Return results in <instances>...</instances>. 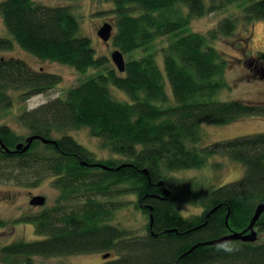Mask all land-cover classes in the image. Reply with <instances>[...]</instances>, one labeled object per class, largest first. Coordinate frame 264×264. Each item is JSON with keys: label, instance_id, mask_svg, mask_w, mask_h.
I'll return each instance as SVG.
<instances>
[{"label": "trees", "instance_id": "obj_1", "mask_svg": "<svg viewBox=\"0 0 264 264\" xmlns=\"http://www.w3.org/2000/svg\"><path fill=\"white\" fill-rule=\"evenodd\" d=\"M235 1L241 0H111L108 11L115 30L110 38L116 49L130 55L124 71L110 67L91 74L62 95L18 114L29 135L55 139L56 144L34 139L28 149L13 152L0 145L1 181L35 187L52 178L59 191L52 206L11 222L12 227L14 222L33 224L40 238L5 243L0 238V264H48L37 257L110 250L116 256L101 264H264V212L254 225L262 238L200 244L244 229L256 205L264 201V131L196 145L203 122L223 125L243 116L264 115V104L213 98L228 86L223 75L229 61L211 41L231 35L235 22L224 18L206 34L186 30L193 18ZM244 12L247 21L264 20V0L249 2ZM0 16L8 33L0 36V50L16 44L39 59L69 65L79 73L105 68L106 57L96 55L89 37L79 33L78 19L68 5L0 0ZM162 37L167 40L157 52L154 43ZM245 55L246 66L257 62L255 70L249 66L250 74L264 79V60ZM59 80L58 74L31 68L20 57L0 56V109L11 103L9 91H19L25 100L50 90ZM110 85L125 98H116ZM78 128H87L103 148L123 160L93 158L68 134ZM26 137L0 124V139L9 149L25 143ZM215 155L243 164V175L206 186L194 177L172 174L203 166ZM120 184L134 186L136 206L147 213L143 236L110 223L115 203L100 197H112L111 187ZM162 187L169 189L167 197ZM181 202L201 203L203 210L183 216L177 209ZM5 224L0 218V226Z\"/></svg>", "mask_w": 264, "mask_h": 264}, {"label": "rangeland", "instance_id": "obj_2", "mask_svg": "<svg viewBox=\"0 0 264 264\" xmlns=\"http://www.w3.org/2000/svg\"><path fill=\"white\" fill-rule=\"evenodd\" d=\"M47 5H68L72 13L79 22V33L89 37L95 54L105 56L107 61L105 68H89L85 73H79L69 65L56 61L43 60L24 51L19 45H14L11 50H0V56H14L22 58L31 68L42 69L56 73L60 80L50 90L36 94L25 100L21 99L19 91H9L11 103L0 109V124H6L16 134L21 137L29 135V130L18 122L17 116L26 109H31L56 96L62 95L67 89L83 81L91 74L104 72L108 68H116L111 60V53L116 47L111 38L108 41L102 40L98 34V29L104 22L112 24L114 32V18L108 11L112 7L111 0H34ZM208 0H206L207 2ZM253 0L235 1L231 4L207 12L202 16L193 18L186 30L188 32H198L206 34L214 28L219 21L230 18L235 22V30L229 36H222L211 41V44L229 63L224 72V79L228 86L222 87L213 96L216 100L228 101L239 99L252 103L264 104V79L259 74H250L249 66L255 70L257 65L246 66L244 64L245 52L256 61H262L260 53H264V20L245 19L244 7ZM8 33L0 16V36ZM166 37L159 38L154 47L158 50L166 42ZM124 59L130 57L123 54ZM157 60L161 64V56L157 55ZM111 93L119 99L125 98V93L110 85ZM264 131V115H248L238 118L228 124L218 125L211 122H203L201 126V138L196 142L197 146H204L208 143L222 139H228L240 135L251 134ZM68 134L72 135L80 144L85 146L96 160H123L124 156L110 152L101 146L100 140L89 134L87 128L71 129ZM55 137V135H53ZM22 142V141H21ZM245 166L240 162L233 161L221 155H215L208 159V162L200 167L186 168L174 171L172 174L179 178L194 177L206 186H220L230 181L240 178L244 173ZM52 178H46L35 187L16 185L14 182L0 180V218L7 224L0 226V238L2 243L15 239L35 240L40 235L35 233L33 224L28 222H11L22 214L37 212L55 204L58 196V189L51 184ZM132 185H115L111 187L114 195L112 197H100L101 200L115 203L112 210L110 223L120 226L133 236H143L146 232L148 222L147 213H143L137 206L136 195L132 192ZM116 191L119 193L115 194ZM33 195H43L46 200L43 205H31L29 200ZM81 203L82 201H77ZM76 202V204H78ZM75 204L74 201H68ZM82 204V203H81ZM112 206V204H110ZM177 209L183 216H192L201 213L203 205L191 202H181ZM264 237V235L262 236ZM260 236V238H262ZM259 238V236H258ZM259 238V239H260ZM107 258L102 254L108 253ZM100 251L88 254H71L49 257H37L38 260L48 264H101L107 259L115 257L114 250Z\"/></svg>", "mask_w": 264, "mask_h": 264}, {"label": "water", "instance_id": "obj_3", "mask_svg": "<svg viewBox=\"0 0 264 264\" xmlns=\"http://www.w3.org/2000/svg\"><path fill=\"white\" fill-rule=\"evenodd\" d=\"M97 34L102 40L108 41L109 38L112 36V24L109 22H104L102 24V26L98 29ZM111 60L120 72L124 71L125 59H124L123 53L120 50L115 49L112 51ZM34 139H39L43 143L56 144L55 139L44 138V137L37 135V134H31L25 138V143L24 142L17 143L15 145L14 149H9L8 147H6L2 143L1 139H0V145L6 151H11V152L19 151V150L24 151V150L29 148L30 143ZM81 164L82 165L100 166L101 168H104V169L113 170V168L108 167L106 165H103L102 163L87 164L85 161H81ZM122 165H120V166H122ZM120 166L115 167L114 170H118ZM144 171H146V170H144ZM159 184H161V182H159ZM162 191H163L165 197H167L170 194L169 189H167L166 187H162ZM45 200H46V198L43 195H33V196H31L29 203L33 206L43 205L45 203ZM215 208L216 207H213L209 212H212L213 210H215ZM263 212H264V201H262L256 205L254 213H253L248 225L244 229H242L241 231H232L229 234H226V235L214 238V239L203 241L200 244L201 245L217 244V243L226 242V241L231 240V239H239V240L248 241V242L256 241L258 238V235H257V231H256L254 225ZM152 221H153L152 214L150 213L149 214V226L150 227L152 226ZM109 255H110L109 253H104V254H102V257L107 258Z\"/></svg>", "mask_w": 264, "mask_h": 264}, {"label": "flooded vegetation", "instance_id": "obj_4", "mask_svg": "<svg viewBox=\"0 0 264 264\" xmlns=\"http://www.w3.org/2000/svg\"><path fill=\"white\" fill-rule=\"evenodd\" d=\"M36 207V206H35Z\"/></svg>", "mask_w": 264, "mask_h": 264}]
</instances>
